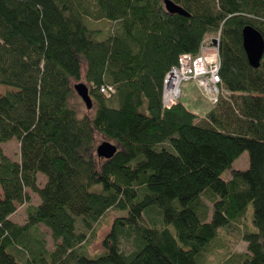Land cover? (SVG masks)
Returning a JSON list of instances; mask_svg holds the SVG:
<instances>
[{
    "label": "trees",
    "instance_id": "trees-1",
    "mask_svg": "<svg viewBox=\"0 0 264 264\" xmlns=\"http://www.w3.org/2000/svg\"><path fill=\"white\" fill-rule=\"evenodd\" d=\"M164 1L0 0V144H20L19 162L1 153L0 264H264V57L252 68L243 43L247 26L264 37V0H172L189 17ZM219 30L228 94L205 116L165 108L167 74Z\"/></svg>",
    "mask_w": 264,
    "mask_h": 264
},
{
    "label": "rangeland",
    "instance_id": "rangeland-1",
    "mask_svg": "<svg viewBox=\"0 0 264 264\" xmlns=\"http://www.w3.org/2000/svg\"><path fill=\"white\" fill-rule=\"evenodd\" d=\"M221 37V31L219 30L215 35H212L210 37H207L203 43L208 44L212 43L214 45H217L213 43L214 40L217 41V39L220 40ZM207 51V50H206ZM204 58L206 60L205 64L207 66V70L212 69L214 67L220 68L221 60H220V55L216 54L215 51L208 50L204 54ZM185 59V58H184ZM204 60V61H205ZM190 60H185L183 62V65H181L180 73H188V69L191 66ZM188 77L183 80L180 85H179V90L180 94L177 96L176 99L179 102H183L184 105H186L192 112L197 113L199 116H205L207 112L209 111L208 108L210 107L211 101L210 99V94L208 93V88L204 85L206 83L207 85H210V76L208 73H206V70H204V73L201 75V72L198 73H190L187 75ZM168 77V75H167ZM166 77V78H167ZM81 83H85L84 81H81ZM87 85V83H85ZM88 86V85H87ZM203 86V87H202ZM113 87V86H112ZM89 90L90 87L88 86ZM116 89V88H115ZM11 91V88L0 86V95H4L7 92ZM168 86L167 83L165 82L164 90H163V105L164 103L166 105H171L174 103L175 99L174 97H171V92H168ZM76 92V91H75ZM77 95V93H76ZM92 97V96H91ZM76 103H78L81 111L86 110V106L84 102L81 100V98L77 95L75 97ZM202 101V102H201ZM94 102V101H93ZM209 103V104H208ZM213 105V104H212ZM165 106V105H164ZM214 106V105H213ZM166 108V107H165ZM78 116L81 117L82 113L79 114ZM108 141L104 139L101 136H98V145L102 144L103 142ZM111 141V140H110ZM112 142V141H111ZM114 143V142H112ZM115 144V143H114ZM0 160H1V153L4 154L7 158H9L12 161L19 162L20 161V144L17 139H13L9 141L8 143L5 144H0ZM249 167V154L248 152L243 153L240 158H238L232 165V168L230 170H226L223 174L222 177L225 180H228L231 177V172L233 170H245ZM47 181V178L45 175L40 174L39 175V186L43 187ZM2 195V189L0 187V197ZM206 201V200H205ZM33 202L35 204L38 203V197L37 195L34 196ZM206 203H209L206 201ZM26 208L27 205H22L19 209V211L12 216V220L18 224H23L26 219H27V213H26ZM120 215L119 213L113 212L111 215V221L115 216ZM111 221H106L104 222L103 226L101 227L98 235L94 239L91 240V248H90V254L92 256L102 254L104 251L103 247V239L107 236V234L110 231L111 228ZM49 242V246L52 247V240L50 237L47 238ZM123 249L128 250L130 248L128 243H123ZM246 245L245 243L240 241V244H238L237 248H233V252H241V251H246ZM217 258V257H215ZM211 259H214L213 257Z\"/></svg>",
    "mask_w": 264,
    "mask_h": 264
},
{
    "label": "water",
    "instance_id": "water-1",
    "mask_svg": "<svg viewBox=\"0 0 264 264\" xmlns=\"http://www.w3.org/2000/svg\"><path fill=\"white\" fill-rule=\"evenodd\" d=\"M165 7L169 14L189 17L191 14L180 5L172 0H165ZM214 40L213 43L216 44ZM243 43L249 64L252 68L258 69L264 57V37L262 34L251 26H247L243 30ZM77 95L84 102L88 110L93 109L94 102L90 94V90L85 83H77L74 86ZM118 151L117 146L111 141H105L97 147V156L99 158L110 160Z\"/></svg>",
    "mask_w": 264,
    "mask_h": 264
},
{
    "label": "built area",
    "instance_id": "built-area-1",
    "mask_svg": "<svg viewBox=\"0 0 264 264\" xmlns=\"http://www.w3.org/2000/svg\"><path fill=\"white\" fill-rule=\"evenodd\" d=\"M219 45H220L219 39H217V45H214L211 42L208 44L204 43L202 45L200 56L193 57L191 55H183L180 58L179 66L172 68V70L167 74L168 77L166 76L167 78L165 79V82L167 83L168 89H170L169 85L171 84L172 74H176L178 77V78H174L175 81L172 80L173 84L176 82V84H174V87H175V89H177V93L175 94L174 88H172L171 90L168 91V92H171L170 93L171 97H174L175 101L171 105H166L164 103L166 108L170 109L178 103V101H177L178 99H176V98L180 94L179 85L183 80H185L188 77L187 75L190 73L191 74L197 73V75H198V73L201 72V75H202L204 73V70H206V73L209 74V76L211 78L210 85H207L206 83H204V85L208 88V93L210 94L209 100L211 101L212 104L216 105L219 102V98L221 97V95H227L228 94V92H224L221 88V76H220L221 67L220 68L214 67L210 70L209 69L207 70V66L205 65V64H207L206 60L204 58L205 52H207L208 50H211V51H215V53L219 55ZM185 60H190L189 62H191V66L188 69L189 70L188 73H180L179 69L181 68V65H183V62ZM220 66H221V64H220ZM100 92L108 98H112L116 95L115 87L114 86L112 87V85H109V84L102 85L100 87Z\"/></svg>",
    "mask_w": 264,
    "mask_h": 264
},
{
    "label": "bare ground",
    "instance_id": "bare-ground-1",
    "mask_svg": "<svg viewBox=\"0 0 264 264\" xmlns=\"http://www.w3.org/2000/svg\"><path fill=\"white\" fill-rule=\"evenodd\" d=\"M174 78H178L176 74H172V77H171V84L169 85V88H170L169 90H171L172 88L175 89L174 84H176V82H175L174 84H173V82H172V80L175 81ZM174 92H175V94H176V93H177V89H175Z\"/></svg>",
    "mask_w": 264,
    "mask_h": 264
},
{
    "label": "crops",
    "instance_id": "crops-1",
    "mask_svg": "<svg viewBox=\"0 0 264 264\" xmlns=\"http://www.w3.org/2000/svg\"><path fill=\"white\" fill-rule=\"evenodd\" d=\"M202 102V101H201Z\"/></svg>",
    "mask_w": 264,
    "mask_h": 264
},
{
    "label": "flooded vegetation",
    "instance_id": "flooded-vegetation-1",
    "mask_svg": "<svg viewBox=\"0 0 264 264\" xmlns=\"http://www.w3.org/2000/svg\"><path fill=\"white\" fill-rule=\"evenodd\" d=\"M182 7V6H181Z\"/></svg>",
    "mask_w": 264,
    "mask_h": 264
}]
</instances>
